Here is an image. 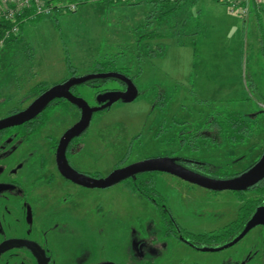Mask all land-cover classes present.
I'll return each mask as SVG.
<instances>
[{
	"label": "rangeland",
	"instance_id": "374dc122",
	"mask_svg": "<svg viewBox=\"0 0 264 264\" xmlns=\"http://www.w3.org/2000/svg\"><path fill=\"white\" fill-rule=\"evenodd\" d=\"M61 3L76 4V12H64L56 20L53 15L28 20L20 44L0 48V96L12 95L13 103L21 105L20 100L30 96L36 86L48 88L89 75L98 63L120 57L114 62L126 71L140 95L130 103L119 101L92 118L82 136L83 148L77 158L80 170L107 176L127 153V163L185 153L192 158L212 155L215 169L233 172L261 155L264 10L258 17L252 14L244 20L216 0L181 2L169 13L146 2L132 6L113 0ZM104 88L119 89L120 84L111 81ZM77 90L88 105L95 104L93 89L79 85ZM160 92L168 99L163 107H154ZM228 112L239 113L248 122V137L240 145L226 142L219 149L209 142L214 134L219 139V133L207 120L213 116L222 120ZM78 119L79 112L65 104L54 110L49 125L62 130ZM180 132L200 135L180 145ZM170 179L162 174L157 179L158 190L175 197L171 205L177 208L180 224L193 233L219 232L235 219L242 205L228 191L213 196L203 189L183 194L176 187L170 190L165 185ZM79 197L128 205L131 234L138 231L132 208L146 203L128 183L108 190L80 189ZM263 240L264 229L256 227L228 249L202 252L178 248L172 257L174 262L184 257L183 264H253L255 260L250 259L260 253ZM220 244L216 239L201 245L212 249Z\"/></svg>",
	"mask_w": 264,
	"mask_h": 264
},
{
	"label": "flooded vegetation",
	"instance_id": "af4514ba",
	"mask_svg": "<svg viewBox=\"0 0 264 264\" xmlns=\"http://www.w3.org/2000/svg\"><path fill=\"white\" fill-rule=\"evenodd\" d=\"M117 82L120 84L119 89L102 90L103 86L97 89V83L84 86L93 89L96 97L108 91H124L125 84ZM77 87L71 88V93L81 97ZM43 92L20 100L21 105L13 103L12 95L0 96V120L25 110ZM65 104L75 108L80 118V111L75 106L64 99H55L31 120L0 130V264H130V253H134V259L144 260L143 264H183L184 257L175 262V257H172L178 248L190 247L200 251L219 249H210L201 244L217 239L221 240V248L231 243L240 235L256 210L264 206V179L244 191L225 190L242 202L235 219L219 232L212 230L193 233L180 224L179 213H175L177 208L171 205V200L175 197L159 192L157 179L162 174L170 176V182L167 181L165 185L170 190L176 187L182 194L183 191L203 189L215 196L225 191L206 189L169 173H138L115 184L128 183L132 192L146 203L136 204L137 207L132 208L138 231L134 229V234H131L128 205H114L109 199L100 202L91 197H79L80 189L108 190L115 185L105 189L86 188L66 179L60 173L57 149L65 132L75 123L62 130L49 124L54 110L64 108ZM96 105L97 102L92 106ZM87 130L88 128L68 143L65 150L66 163L85 176L104 178L106 176L100 173L88 174L87 171L80 170L77 164L83 148L82 136ZM217 132L219 139L213 137L211 141L221 149L225 147L226 138L225 134L220 137V130ZM181 141L186 140L180 138ZM263 152L264 148L250 165L233 172L215 169V157L212 155L192 158L185 153H171L159 158H169L188 171L206 178L227 180L249 170L258 162ZM127 155L114 170L133 164L126 162ZM205 164L210 165V168H205ZM242 214L247 215L243 221ZM256 227L264 229L263 225ZM262 244L260 253L250 261L264 264V240ZM255 261L253 264H257Z\"/></svg>",
	"mask_w": 264,
	"mask_h": 264
},
{
	"label": "water",
	"instance_id": "95a60500",
	"mask_svg": "<svg viewBox=\"0 0 264 264\" xmlns=\"http://www.w3.org/2000/svg\"><path fill=\"white\" fill-rule=\"evenodd\" d=\"M99 79H114L125 84L126 89L124 91H108L98 95L96 99V106L88 105L83 98L75 96L71 93V88L83 85L88 81ZM138 95L139 91L133 81L129 77L118 72H99L91 73L83 77H75L72 80H66L63 83L55 84L49 87L35 100H33V102L25 110L0 120V130L21 125L41 113V111H43L51 101L55 99H64L80 111V118L65 132L61 138L57 149V164L60 173L66 179L75 184L86 188L105 189L133 177L138 173L162 172L175 175L187 182L213 191H244L264 179V152L258 162L249 170L233 179L227 180H214L200 176L177 165L169 158H151L139 161L123 168L116 169L108 176L99 179L85 176L71 169L67 165L65 159L66 147L72 139L79 137L85 132L90 125L93 115L108 109L119 101L125 103L133 102ZM259 225L264 226V206L259 207L256 210L240 235L231 243L219 249H202V251H219L229 248L240 241L251 229Z\"/></svg>",
	"mask_w": 264,
	"mask_h": 264
},
{
	"label": "trees",
	"instance_id": "16d2710c",
	"mask_svg": "<svg viewBox=\"0 0 264 264\" xmlns=\"http://www.w3.org/2000/svg\"><path fill=\"white\" fill-rule=\"evenodd\" d=\"M56 1H60V0H56ZM119 1H121V0H119ZM114 2H116V0H113V3ZM143 2L152 4L154 6H160L162 10H164L165 12H168L169 13V12H173V11L177 10L179 8L181 2H184V1L144 0V1H141V2H138V3L125 4V5H131V6L132 5H138V4L143 3ZM82 4L83 3H80V5H82ZM56 12H60V11L55 10L54 13H56ZM67 13H71V12H67ZM73 13H75V12H73ZM259 14L260 13H258L256 16L258 17ZM39 18H43V17H37V18H35V20L36 21L37 20H40ZM55 19H57V18H55ZM27 22H22L19 25V32H18V34L17 35H11L9 38L5 39L3 41V46H6V45L11 44V43H17V44L19 43L20 44L21 38H22L21 33H22L23 25L25 23H27ZM8 29H9V24L7 22H5V21H0V41L3 39V37L5 36L6 31ZM1 47L2 46H0V48ZM159 53H161V50H160ZM117 58H120V57L110 58L108 60V62H105L104 64H99L98 63L95 66L96 68H94V70L92 71V73H99V72H118V73H121V74L129 77V75L126 73V71H124L123 68L118 67L116 65V62H114V61H116ZM111 81H114V79H104V80L103 79H99V80L88 81V82H86L83 85H89L91 83H97L99 85L96 88L99 89L100 87H102L105 84H107V82H111ZM48 88H46L44 86H36V87H34L32 89V92L31 93L34 96V95H36L38 93H41V92L45 91ZM33 91H35V92H33ZM139 95H140V93H139ZM167 99L168 98H167V96L165 94H163L161 92L158 93L157 96H156V100L154 102V107H156V106L163 107L165 105V102L167 101ZM207 121H208V124H210V126L214 128V132L220 130V137L221 138H222V135L225 134L226 142H228L229 144L231 143V144L240 145L241 143L244 142V139H247V137H248V135H247V133L249 132L248 122H246L244 119H242V117L240 116L239 113H236V112H228L224 116V118L222 120H221V118H219V116H217V117L213 116V117H209ZM184 134H185V132H182L180 134V138H183L186 141H183V142L181 141L182 144L180 143V145H186V142H189L188 141L189 139H193L192 141H194L200 135V134L199 135L194 134V135L185 137ZM213 137L214 138L216 137L215 134L212 137H210V141L209 142H213V141H211V139ZM214 143L215 142H213V144ZM205 168H210V165L205 164ZM246 216H247L246 214H242V221L245 219Z\"/></svg>",
	"mask_w": 264,
	"mask_h": 264
},
{
	"label": "built area",
	"instance_id": "2783aa9c",
	"mask_svg": "<svg viewBox=\"0 0 264 264\" xmlns=\"http://www.w3.org/2000/svg\"><path fill=\"white\" fill-rule=\"evenodd\" d=\"M125 4H134L144 0H121ZM159 1V0H156ZM170 1H195V0H170ZM224 5L228 12L241 19H248L252 14L257 15L264 9V0H216ZM76 12V4L68 3L63 5L56 0H0V21L9 24V29L0 41H3L11 35H17L19 25L22 22L34 19L36 17H46L53 15L54 11Z\"/></svg>",
	"mask_w": 264,
	"mask_h": 264
},
{
	"label": "crops",
	"instance_id": "0c3cea01",
	"mask_svg": "<svg viewBox=\"0 0 264 264\" xmlns=\"http://www.w3.org/2000/svg\"><path fill=\"white\" fill-rule=\"evenodd\" d=\"M196 1V0H195ZM184 2H194V1H184ZM111 3V2H110ZM114 3H118V4H125V3H123L122 1H119V0H116V2H114ZM63 13L62 12H56V13H54V15H53V18L55 19L58 15H62ZM239 18V17H238ZM56 20V19H55ZM23 30V29H22Z\"/></svg>",
	"mask_w": 264,
	"mask_h": 264
},
{
	"label": "clouds",
	"instance_id": "9594fccd",
	"mask_svg": "<svg viewBox=\"0 0 264 264\" xmlns=\"http://www.w3.org/2000/svg\"><path fill=\"white\" fill-rule=\"evenodd\" d=\"M147 239H149V237ZM128 247L130 248V243H129ZM128 256L130 257L131 260L135 261L136 264H142V262L144 261V260L143 261H137V260H135L134 259V253H130ZM146 258H147V256H146Z\"/></svg>",
	"mask_w": 264,
	"mask_h": 264
}]
</instances>
